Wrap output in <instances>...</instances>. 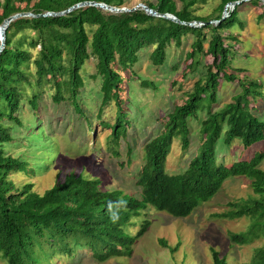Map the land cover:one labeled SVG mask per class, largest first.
<instances>
[{
    "label": "trees",
    "instance_id": "16d2710c",
    "mask_svg": "<svg viewBox=\"0 0 264 264\" xmlns=\"http://www.w3.org/2000/svg\"><path fill=\"white\" fill-rule=\"evenodd\" d=\"M82 1L124 6V0H0V23L12 14L30 13L8 22L0 51V259L7 264H53L57 259L68 261L73 255L79 258L81 250L89 251L96 262L113 255L129 256L134 240L149 225L148 219H142L135 234L128 236L124 227L131 218L147 206L172 217H186L231 176L248 178L252 195L229 203V210L215 216L248 218L244 231L229 233L232 243L247 244L264 236V170L259 167L263 149L228 165L215 156L214 149L219 138L227 145L237 141L243 149L264 141V120L254 114L260 106L257 99L263 97L261 84L231 72L244 71L230 65L238 53L237 34L230 31L237 21L238 4L221 18L223 6L238 0H218L205 15L195 12L196 5L205 0H177L178 7L175 0L143 2L180 21L204 23L194 27L148 15L141 9L115 13L91 5L64 15L39 16ZM246 3L258 5L254 0ZM262 17L264 8L257 14V19ZM213 20L217 23L205 24ZM238 25L242 28L241 22ZM187 35L191 38L188 49L171 61L170 70L175 71L181 63L182 77L196 73L197 78L183 92V101L163 114L158 133L144 141L134 174L137 197L118 189H101L99 179L71 171L42 192L35 191L29 181L16 184L11 177L20 174L29 178L37 163L25 151L15 156L3 149L14 138V128H28L18 116L22 103L35 115L42 95L47 94L54 105L70 107L86 119L85 130L93 131L80 105L82 68L90 61L89 77L98 79L96 118L101 127L109 129L104 150L117 155L131 126L127 83L136 79L142 88L155 87L151 80L135 73L139 53L147 49L149 63L161 67ZM224 81L234 82L239 89L230 101L216 107L217 91ZM108 107L113 110L112 122L101 119ZM198 111H204V117L199 121L194 154L182 171L169 173L165 161L172 141L178 138L181 153L186 150L189 121L197 118ZM130 153L127 144L126 158ZM158 243L166 246L162 239ZM210 256L211 264H226L224 256L212 248ZM249 264H264V240L253 248Z\"/></svg>",
    "mask_w": 264,
    "mask_h": 264
},
{
    "label": "rangeland",
    "instance_id": "374dc122",
    "mask_svg": "<svg viewBox=\"0 0 264 264\" xmlns=\"http://www.w3.org/2000/svg\"><path fill=\"white\" fill-rule=\"evenodd\" d=\"M144 1L154 2L124 0V6L131 7ZM254 1L258 5L254 3V6L250 7L244 1L236 6L237 21L230 31L237 34L238 53L234 55L230 65L232 68L244 69L242 73L235 70L231 72L236 75L245 74L247 78L255 79L261 84L263 97L257 99L260 100V106H257L258 111L254 114L260 120H264V17L257 19V14L264 5L260 0ZM175 2L178 7V1ZM217 2L218 0H205L197 4L196 14H208ZM232 8L227 4L225 12H222L223 16H227ZM240 22L242 28H239ZM216 23L217 21H210L211 25ZM190 41V35L185 36L180 47L176 51H171L166 63L161 67H154L149 63L147 49L139 53V61L134 67L135 73L141 78L151 80L155 87L142 88L136 79L127 83V94L131 103L128 117L131 126L126 141L120 143L117 155L104 150V136L109 133V129L101 127L96 118L99 101L98 79L89 77L92 73L90 61L82 68L83 89L80 105L93 131L85 130L86 119L79 117L70 107L54 105L47 94L42 95L35 115L25 103H22L18 116L22 124L28 128L17 130L14 128L12 130L14 138L4 144L3 149L15 156H20L24 153L22 151H25L28 157L32 155L36 158L37 163L33 164L34 172L29 178L20 174L11 178L16 184L32 182L35 191L42 192L56 179H61L65 173L71 171L84 178L99 179L101 189H118L123 194L137 197L139 187L134 183V174L142 158L144 141L158 133L163 114L173 104H180L183 101V92L188 90L197 78L196 73H187L182 77L181 63L175 71L170 70L171 61L178 55L183 56ZM171 81L176 82L174 86L170 85ZM238 89L234 82L224 81L217 91L218 100L215 106L230 101V97ZM203 117L204 111H198L197 118L189 121V145L183 153L180 150L179 139H173L165 161L167 172L182 171L187 160L193 156L198 140L199 121ZM101 119L113 121L112 107L105 108ZM29 130L31 131L28 132ZM127 144L131 148L128 157L131 162L125 156ZM214 149L215 156L222 158L223 164L228 165L239 157L250 156L258 149H263L264 154V141L243 149L237 141L227 145L219 138ZM259 167L264 170V157ZM249 195L252 193L248 178L228 177L211 198L200 203L186 217H172L147 206L139 216L131 218L130 224L124 227V232L128 236L135 234L142 219H148L149 225L146 231L134 240L129 256L113 255L103 262H96L89 251L81 250L77 253L79 258L73 255L68 261L57 259L53 264H211L210 248L215 250L218 256H224L226 264H249L253 248L261 244L264 236L255 238L247 244L232 243L229 240V233L244 231L248 225V218L242 216L226 219L215 216L229 210V203L239 202ZM158 239L164 240L166 246L160 245ZM0 264L7 263L0 259Z\"/></svg>",
    "mask_w": 264,
    "mask_h": 264
},
{
    "label": "water",
    "instance_id": "95a60500",
    "mask_svg": "<svg viewBox=\"0 0 264 264\" xmlns=\"http://www.w3.org/2000/svg\"><path fill=\"white\" fill-rule=\"evenodd\" d=\"M244 1H248V0H238V1L227 2L224 5V7H223L222 12L223 13L225 12V6L227 4H229L232 7H234L236 4H239L240 2H244ZM260 1L264 5V0H260ZM86 5L95 6L97 8H100V9H103V10H106V11H109V12H115V13L133 11L135 9H141V10H143V12H145L148 15L159 16V17L165 18V19H167L169 21H172V22H175V23H179V24H184V25L191 26V27L192 26L193 27L194 26H201V25L204 24V23H200L199 25H196L195 23L198 22V21H191V22L180 21L173 14H170V13H158L155 10L149 8L148 6H146L145 4L140 3V2L135 4L134 6H131V7H125V6L115 7V6H111V5L105 4L103 2L82 1V2H78L76 4H73V5L69 6L68 8H66V9H64L62 11L45 12V13L39 14V16L64 15L67 12H69L70 10H73L74 8H77V7H80V6H86ZM223 13H222L221 18L224 17ZM23 15H30V13H21V12L20 13H15V14H12V15L4 18L2 20V22L0 23V51H1L2 47H3L4 30H5L8 22L13 20V19H15V18H17V17L23 16ZM207 23H210V21L205 22V24H207Z\"/></svg>",
    "mask_w": 264,
    "mask_h": 264
},
{
    "label": "built area",
    "instance_id": "2783aa9c",
    "mask_svg": "<svg viewBox=\"0 0 264 264\" xmlns=\"http://www.w3.org/2000/svg\"><path fill=\"white\" fill-rule=\"evenodd\" d=\"M200 23H201V22L198 21V22H196L195 24H196V25H199Z\"/></svg>",
    "mask_w": 264,
    "mask_h": 264
}]
</instances>
